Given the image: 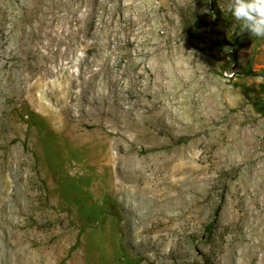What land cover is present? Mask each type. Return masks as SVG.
I'll use <instances>...</instances> for the list:
<instances>
[{
  "label": "rangeland",
  "instance_id": "374dc122",
  "mask_svg": "<svg viewBox=\"0 0 264 264\" xmlns=\"http://www.w3.org/2000/svg\"><path fill=\"white\" fill-rule=\"evenodd\" d=\"M55 1L75 11L48 26L0 0V187L16 201L0 264H264V37L240 33L228 0ZM25 62L52 73L22 105L3 84ZM62 93L88 97L84 127L136 117L137 139H67L39 104Z\"/></svg>",
  "mask_w": 264,
  "mask_h": 264
},
{
  "label": "bare ground",
  "instance_id": "6f19581e",
  "mask_svg": "<svg viewBox=\"0 0 264 264\" xmlns=\"http://www.w3.org/2000/svg\"><path fill=\"white\" fill-rule=\"evenodd\" d=\"M12 4L15 5L16 7H18L20 10H22V14H25L27 13L25 10L27 9V6H31V4L33 3L32 5V9H31V12L32 14L34 15V18L37 17L40 22H43L44 24L48 25L49 22L51 21L52 18L56 17L54 15V12L55 10L58 12L57 14L60 15V13H67L66 15H68V13H73V8L69 7H65V4L61 3L60 1H55V0H11ZM64 2V1H63ZM31 3V4H29ZM66 3V2H65ZM73 3V2H72ZM71 4V3H70ZM73 5V4H72ZM29 6V8H30ZM73 10V11H72ZM29 12V13H31ZM20 13V14H21ZM56 14V15H57ZM75 14V12H74ZM82 15V14H81ZM22 16V15H21ZM61 16V15H60ZM63 16V14H62ZM75 17V16H74ZM24 18V17H23ZM60 18V17H58ZM6 19V18H5ZM21 19V17H20ZM23 20V19H22ZM62 20V19H61ZM65 20V19H64ZM69 20V19H68ZM66 20V21H68ZM22 22V21H21ZM55 22V21H54ZM37 22H35L36 24ZM39 23V22H38ZM42 24V23H41ZM52 24V23H51ZM50 24V25H51ZM40 26V25H39ZM49 26V25H48ZM89 26V25H88ZM20 27V26H19ZM28 27V25H27ZM42 27H43V24H42ZM69 27V25H68ZM47 28V27H46ZM57 28V27H56ZM42 29V28H41ZM49 29V28H48ZM61 29V28H60ZM64 29V28H62ZM66 29V28H65ZM35 30V34L36 36L40 37L41 35V32L39 31V29L37 30V28L34 29ZM43 30V29H42ZM47 30V29H46ZM54 30V29H53ZM129 30V29H128ZM52 31V30H51ZM114 31V30H113ZM135 31V30H134ZM21 32V31H20ZM60 32V31H59ZM65 32V31H64ZM123 32V31H122ZM19 33V32H18ZM28 34V33H27ZM34 33H32L33 35ZM54 34H55V31H54ZM72 34V33H71ZM76 34H77V30H76ZM49 35V34H48ZM57 35V33H56ZM26 36V35H25ZM24 36V37H25ZM34 36V35H33ZM32 36V37H33ZM45 36V35H44ZM29 37V36H28ZM52 37V36H51ZM55 37V36H54ZM57 37V36H56ZM31 38V37H30ZM82 38V37H81ZM19 39V38H18ZM17 39V40H18ZM35 39V38H34ZM40 39V38H39ZM133 39V38H132ZM21 40V39H20ZM51 40V39H50ZM60 40V39H59ZM58 42H61L59 41ZM64 40V39H63ZM23 41V40H22ZM24 41H25V38H24ZM41 41H43L41 39ZM130 41V40H129ZM29 42H33V41H29ZM29 42L27 43L29 45ZM44 42V41H43ZM53 42V40H52ZM71 42V41H70ZM36 44V42H34ZM45 43V42H44ZM51 42H49L50 44ZM62 43V42H61ZM132 43V42H131ZM22 44V43H21ZM24 44V43H23ZM26 44V43H25ZM48 44V43H47ZM70 44V43H69ZM34 45V44H33ZM32 45V46H33ZM42 45V44H41ZM22 46V45H21ZM56 47V45H54ZM26 47V46H25ZM29 47V46H28ZM35 47V45H34ZM37 47V46H36ZM50 47V45H49ZM51 48V47H50ZM25 49V48H24ZM27 49V48H26ZM25 49V50H26ZM30 51L34 50L33 47H29ZM42 49H44L42 47ZM52 49V48H51ZM50 49V51H51ZM22 50V49H21ZM20 50V51H21ZM37 50V49H36ZM45 50V49H44ZM69 50V49H68ZM27 51V50H26ZM38 51V50H37ZM141 51V50H140ZM39 52V51H38ZM44 52V51H43ZM49 52V51H48ZM142 52V51H141ZM24 53V52H23ZM39 54V53H38ZM46 54V52L44 53ZM43 54V55H44ZM41 55V54H40ZM61 55V54H60ZM27 56V55H26ZM42 56V55H41ZM47 56V55H46ZM20 57V56H19ZM65 57V56H64ZM139 57V56H138ZM26 58V57H24ZM20 59V58H19ZM28 59V58H27ZM51 59H53V56L51 57ZM61 59V58H60ZM37 60V59H36ZM43 60V59H42ZM140 60V59H139ZM30 61V60H29ZM39 61V60H38ZM47 61V60H46ZM53 61V60H52ZM141 61V60H140ZM32 62V61H31ZM42 62V61H41ZM41 62H36V63H27L25 62L24 65H21L20 68L18 70H16L15 72L11 73V75L8 77L7 79V83L6 84H3L5 86V90L7 91V93H10L13 94L15 97H14V100L16 102H20L22 103V105H26L28 103V101H31V100H28V99H31L32 97H28V99L26 100L25 98V95L27 96L28 94H30L31 92L33 93L34 91V87H36L34 84H33V79H35V77L37 76L38 77V74H40L41 78H46L50 73H52V69L46 65L45 63H41ZM54 62V61H53ZM49 63V62H48ZM56 64V63H55ZM54 64V66H55ZM57 65V64H56ZM10 67V66H9ZM59 67V65H58ZM60 69V68H59ZM67 69V68H66ZM144 71H143V70ZM57 70V69H56ZM98 70V69H97ZM96 70V71H97ZM102 70V69H101ZM66 71V70H65ZM64 71V72H65ZM95 71V72H96ZM141 72L140 75H144L145 74V71L146 69L143 67H141ZM60 72V71H59ZM148 72V71H147ZM87 73V72H86ZM55 74V73H54ZM96 76L98 75V72L94 73ZM56 75V74H55ZM147 75V74H146ZM39 76V77H40ZM63 76V74H62ZM65 76V75H64ZM69 76V75H68ZM72 76V75H71ZM38 77V78H39ZM94 77V75H93ZM92 77V78H93ZM141 77V76H140ZM51 78V77H50ZM66 78V77H65ZM58 79V78H57ZM143 79V78H142ZM146 79V78H145ZM54 80V79H53ZM45 81V80H44ZM55 81H57L55 79ZM79 82V81H78ZM50 83V82H49ZM71 83V82H70ZM82 83V82H81ZM43 84V83H42ZM53 84V83H52ZM56 84V82H55ZM62 84V82H61ZM69 84V82H68ZM85 84V83H84ZM51 85V84H49ZM58 85V84H57ZM63 85V84H62ZM67 85V83H66ZM79 85V84H78ZM82 85V84H81ZM147 86V85H146ZM40 87V86H39ZM43 87V86H42ZM62 87V86H61ZM64 87V85H63ZM79 87V86H78ZM45 88V87H44ZM49 88V87H48ZM60 88V87H59ZM37 89V88H36ZM51 89H54L53 87ZM57 89V88H56ZM55 89V90H56ZM67 89V88H66ZM73 89V88H72ZM40 89H38L39 91ZM46 90V89H45ZM44 90V92H45ZM64 89H62V92H63ZM50 91V90H48ZM81 91V89H80ZM43 92V93H44ZM47 92V91H46ZM45 92V93H46ZM53 92V91H52ZM60 92V90H59ZM79 92V91H78ZM2 93V92H1ZM36 93V91H35ZM42 93V94H43ZM57 93V92H56ZM74 93V92H73ZM38 94V93H37ZM60 94V93H59ZM58 94V95H59ZM68 93H62V102H58V107L57 108H54L52 106L51 103H49L47 101V98H45V95L44 96H41L40 97V101H39V104L41 105V110L44 111V113H46L48 116H50V118L56 122L57 126L59 127L61 133H63L62 135H64L67 139H70V140H73V138L75 136H77L80 132H82L83 130H86L85 132V135H89L92 137V135H95L97 136V138L99 139H102L103 138V135H100V131H105V130H110L111 133V136L110 135H107L108 137H113L114 140H115V143H118L119 141H121L122 139L124 140H129L132 139V140H136L137 139V134L138 133V128L139 126H141V121L140 120H137L136 117L133 118V122H125L123 123L122 125H119V124H116V123H113L109 120H106V119H103V120H100L98 119L99 117L97 116V114H95L94 111L90 112L91 114L89 115V118L88 120L86 121V127H84L83 125H81V122L79 121V119L77 118V111H81V112H84V105L81 104L82 102H77L79 100H88V97H84V95H80L79 97H74L72 96L71 100H69V98L71 97L70 95H67ZM88 94V93H87ZM54 96V94H53ZM57 96V95H56ZM76 96V95H75ZM11 97V96H10ZM158 98V97H157ZM5 99V98H4ZM57 99V98H56ZM51 100V99H50ZM93 100V99H92ZM11 101V100H10ZM37 101V100H36ZM87 102V101H86ZM37 103V102H36ZM35 104V102H34ZM19 105V104H18ZM94 105V104H93ZM14 106V105H13ZM12 106V107H13ZM34 106V105H33ZM32 106V107H33ZM95 106V105H94ZM93 106V107H94ZM20 107V106H19ZM18 107V108H19ZM11 108V107H10ZM34 108V107H33ZM37 109V108H36ZM87 109V108H86ZM21 110V109H20ZM32 111V110H31ZM30 111V112H31ZM97 111V110H96ZM103 111L99 112V115H103L102 113ZM80 113V112H79ZM161 113V114H159ZM20 114V113H19ZM82 114V113H81ZM80 115V114H78ZM31 116V115H30ZM136 116V115H135ZM163 116H164V113H162V110H159L156 114H155V117H157V119H163ZM86 117V116H85ZM98 117V118H97ZM119 117V116H118ZM104 118V117H103ZM117 118V116H116ZM84 119V118H83ZM17 121V120H16ZM129 121V119H128ZM132 121V120H131ZM87 128H90V129H87ZM12 129V128H11ZM18 130V129H17ZM21 130V129H20ZM106 132V131H105ZM104 133V132H102ZM109 133V132H108ZM140 134V133H139ZM88 137V136H87ZM140 136H138L139 138ZM103 140V139H102ZM110 140V139H109ZM143 140V139H142ZM108 139H105V141H101L100 142V148L103 147L106 143H107ZM141 141V140H140ZM113 142V141H112ZM124 142V141H123ZM122 142V143H123ZM126 142V141H125ZM114 143V142H113ZM131 143V142H130ZM121 144V143H120ZM117 144H115L114 146H116ZM113 146V147H114ZM121 146V145H120ZM137 146V145H136ZM112 148V147H111ZM121 148H124V150H130L128 147H121ZM133 148V147H132ZM131 148V149H132ZM100 150H103L100 149ZM110 150V149H109ZM99 158H98V161L103 163L104 160H106L107 158V162L106 163H110L112 162V160H114V157H111L109 156V159H108V156L104 155L101 151H99ZM15 159V157H14ZM118 159V158H117ZM120 159V158H119ZM13 161V160H12ZM117 162V160H115ZM121 161V160H120ZM126 161V160H125ZM15 162V161H14ZM129 162V160H128ZM120 163V162H119ZM124 163V162H123ZM8 165H4L2 167H0V176H3L5 177L7 171H8ZM13 193V192H12ZM14 195V194H13ZM11 196V193L9 192V187L6 185V186H3V188L0 187V218L4 217L2 216L1 217V212H2V205L7 203L9 205H11L10 209L12 208L13 210H15V207L13 206V204L16 202L14 198L10 197ZM16 206V205H15ZM5 208V207H4ZM7 210V209H6ZM8 214V213H7ZM12 215V214H11ZM16 215V214H15ZM7 217V216H6ZM15 217V216H14ZM10 218V216H9ZM10 221V220H9ZM2 221H0V231L2 229ZM13 222V221H12ZM10 225V224H9ZM14 225V224H13ZM8 226V225H7ZM10 228V227H9ZM4 231V230H3ZM7 231V230H6ZM12 235H13V232H12ZM17 235V234H16ZM10 236V235H9ZM5 237V236H4ZM15 237V235H14ZM1 238V236H0ZM6 238V237H5ZM4 238V239H5ZM13 238V237H11ZM10 238V239H11ZM17 238V237H16ZM9 239V240H10ZM15 241V239H14ZM18 241V239H17ZM10 243L9 244H12L13 241H9ZM7 243V242H6ZM19 243V242H18ZM1 244V243H0ZM16 245V244H15ZM20 245V244H19ZM18 246V245H17ZM1 247V246H0ZM15 247V246H14ZM19 247V246H18ZM16 247V248H18ZM8 248V247H7ZM2 250V249H1ZM6 250V249H5ZM17 250V249H16ZM3 251V250H2ZM7 251V250H6ZM26 251V249H25ZM24 251V252H25ZM16 252V251H15ZM18 252V251H17ZM18 254V253H17ZM21 254V253H20ZM23 254V253H22ZM10 256V255H9ZM7 257V256H6ZM16 258V256H14ZM18 257H21V256H18ZM17 257V258H18ZM5 258V257H4ZM11 258V257H10ZM16 258V260H17ZM19 259V258H18ZM1 260V259H0ZM20 260V259H19ZM6 261V260H5ZM10 261V260H9ZM8 261V262H9ZM18 261V260H17ZM3 262V260H2ZM17 263V262H16ZM19 263V262H18Z\"/></svg>",
  "mask_w": 264,
  "mask_h": 264
},
{
  "label": "clouds",
  "instance_id": "9594fccd",
  "mask_svg": "<svg viewBox=\"0 0 264 264\" xmlns=\"http://www.w3.org/2000/svg\"><path fill=\"white\" fill-rule=\"evenodd\" d=\"M226 10L240 22V33L264 37V0H228Z\"/></svg>",
  "mask_w": 264,
  "mask_h": 264
},
{
  "label": "trees",
  "instance_id": "16d2710c",
  "mask_svg": "<svg viewBox=\"0 0 264 264\" xmlns=\"http://www.w3.org/2000/svg\"><path fill=\"white\" fill-rule=\"evenodd\" d=\"M216 13H217V14H215V16L219 14V11L217 10ZM236 42L239 44V41H238V40H236ZM233 49H234V53H233V55H232V62H233L234 65H240L239 58H238V49H239V48H237V47L235 46V44H234V48H233ZM243 70H244V73H245L246 75H257L256 72H254V71L251 69V67L248 66V65L244 66V67H243Z\"/></svg>",
  "mask_w": 264,
  "mask_h": 264
}]
</instances>
